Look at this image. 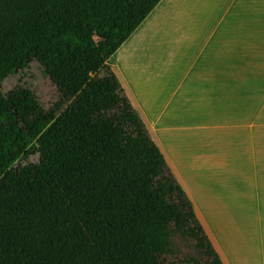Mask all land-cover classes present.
I'll return each instance as SVG.
<instances>
[{"label": "trees", "instance_id": "trees-1", "mask_svg": "<svg viewBox=\"0 0 264 264\" xmlns=\"http://www.w3.org/2000/svg\"><path fill=\"white\" fill-rule=\"evenodd\" d=\"M160 1L0 0V264H72L98 219L132 243L113 264H219L105 62ZM31 66L70 95L73 108L47 145L56 170L19 185L10 168L27 159L48 123L31 91L7 88L13 72Z\"/></svg>", "mask_w": 264, "mask_h": 264}, {"label": "rangeland", "instance_id": "rangeland-1", "mask_svg": "<svg viewBox=\"0 0 264 264\" xmlns=\"http://www.w3.org/2000/svg\"><path fill=\"white\" fill-rule=\"evenodd\" d=\"M75 1L78 6L90 2ZM236 2L240 11L236 21L231 20L228 12L218 15L217 21L212 23L217 22L221 27L232 22L244 23V34L249 39L245 44L250 43L251 47H241L238 58L246 59L249 54L250 61L240 62L243 74L235 80L230 93L218 95V118L219 123L225 124L230 118L239 126L243 122L235 119H243L251 126L249 138H232L237 133L229 135L230 138L221 136L229 134L232 127L212 124L213 117L217 119V116H211L210 103L212 99L215 102L216 96L209 91L203 92L204 80L193 79L192 83L188 82L191 87L176 86L171 94L160 95L141 83L170 86L175 79H169L176 78L178 71L173 69L170 73L171 69L167 72L159 69L143 73L140 80L135 78L137 70L134 69L140 60L151 64L150 60L163 58L162 53L156 54L160 50L158 44L154 47L157 50L154 57H130L122 64L121 71L114 58L116 52L105 62L116 72L134 112L143 120L172 174L185 190L195 227L209 240L215 261L219 264H264V138H254L260 135L259 130L264 132V123H259L264 121V0ZM232 4L233 0H221L219 5L226 8ZM191 17L189 13V21ZM190 28L191 34H183V39L178 26L158 33L160 39L157 42L171 46V60L181 51V41L197 39V28L194 25ZM238 33L239 37L242 35L240 31L230 38ZM94 41L103 48L104 42L99 36H94ZM131 41L143 44V41ZM137 47V51L144 48L142 45ZM219 64L218 74L222 72L223 63L220 61ZM207 81L210 85V80ZM178 82L183 84L179 78ZM16 87L31 91L48 119L47 125L30 144L27 159L18 160L10 168L19 185H30L48 168L56 170V165L49 159L47 145L73 108V99L34 66L28 74H11L7 88ZM87 233L91 234L89 240L70 254L68 262L73 257L72 264H113L117 255L132 252L131 241L101 219L90 224Z\"/></svg>", "mask_w": 264, "mask_h": 264}, {"label": "crops", "instance_id": "crops-1", "mask_svg": "<svg viewBox=\"0 0 264 264\" xmlns=\"http://www.w3.org/2000/svg\"><path fill=\"white\" fill-rule=\"evenodd\" d=\"M221 0H161L158 5L153 9V11L144 19L135 32H133L128 41H125L122 46L116 51L114 58L116 57V65L119 71L122 70V64L125 60L130 57H154L157 51L154 47L158 44L162 53V59L150 60V63L139 61V65L134 69L135 78L139 79L140 75L143 73L164 70L173 73V69L178 71L175 75L176 78L169 79L174 80L173 85L161 86V85H149V83H141L145 88L147 86L152 89V92H157L160 95L171 94L176 86H188L191 85L193 79L200 78L203 81L201 86L203 92L209 91L215 97V102L213 99L210 103L212 110L211 116H217V119L213 117V125L218 126L227 125L232 127L226 136L221 135L223 138H230L229 135L237 133L232 138H249L250 124L246 123L243 119L242 125L233 123L232 119L228 118L227 123H219V105H218V95L219 94H229L233 88V84L236 79H240L243 74L242 66L240 62H249V54L247 58L239 59L238 55L241 51V47L246 46L248 49L251 47L250 43H246L249 40L245 37L244 31L246 30L242 25L244 23L235 22L224 24L222 27L220 24L212 23L214 20L217 21V16L229 12L231 15V20L236 21V16H240V11L237 10V2L233 0V4L224 8L220 6ZM227 9V11L225 10ZM191 13V21L188 20V14ZM184 24H181V23ZM194 25L197 28V39L183 40L181 51L176 53L175 59L171 60L172 53L170 52L171 46L161 44L157 42L160 37L159 32H163L170 27L178 26L179 35L183 39V34H191V26ZM198 27L202 29L198 30ZM242 32L239 37L236 35L237 32ZM131 40L143 41V44L138 42H133ZM156 41L152 42L148 41ZM132 43L128 49L126 47L129 43ZM139 45L144 46L143 49H139ZM126 49V50H125ZM250 53V51L248 52ZM221 56V58H220ZM180 60V61H179ZM222 62V72L218 74L220 64ZM120 62V67H119ZM119 73V72H118ZM215 73V74H213ZM182 74V75H181ZM178 78L183 82L180 84ZM146 79V78H145ZM210 80V85L207 81ZM170 81V82H172ZM156 90V91H155ZM216 122V123H215ZM259 123H264L260 121ZM233 129V130H232ZM260 135L254 138H264V132L260 131ZM226 154V152H224ZM245 158V157H244ZM255 158V157H254Z\"/></svg>", "mask_w": 264, "mask_h": 264}]
</instances>
